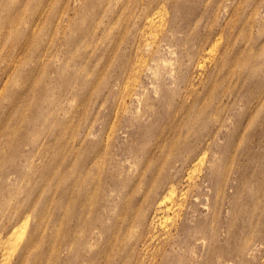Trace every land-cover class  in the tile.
Masks as SVG:
<instances>
[{
    "label": "rangeland",
    "instance_id": "1",
    "mask_svg": "<svg viewBox=\"0 0 264 264\" xmlns=\"http://www.w3.org/2000/svg\"><path fill=\"white\" fill-rule=\"evenodd\" d=\"M0 264H264V0H0Z\"/></svg>",
    "mask_w": 264,
    "mask_h": 264
},
{
    "label": "bare ground",
    "instance_id": "2",
    "mask_svg": "<svg viewBox=\"0 0 264 264\" xmlns=\"http://www.w3.org/2000/svg\"><path fill=\"white\" fill-rule=\"evenodd\" d=\"M213 48V47H212Z\"/></svg>",
    "mask_w": 264,
    "mask_h": 264
}]
</instances>
